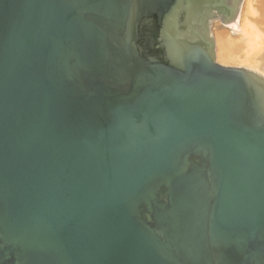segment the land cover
<instances>
[{
  "label": "water",
  "instance_id": "95a60500",
  "mask_svg": "<svg viewBox=\"0 0 264 264\" xmlns=\"http://www.w3.org/2000/svg\"><path fill=\"white\" fill-rule=\"evenodd\" d=\"M241 2L0 0V264H264Z\"/></svg>",
  "mask_w": 264,
  "mask_h": 264
},
{
  "label": "bare ground",
  "instance_id": "6f19581e",
  "mask_svg": "<svg viewBox=\"0 0 264 264\" xmlns=\"http://www.w3.org/2000/svg\"><path fill=\"white\" fill-rule=\"evenodd\" d=\"M216 61L264 77V0H243L230 33L214 37Z\"/></svg>",
  "mask_w": 264,
  "mask_h": 264
},
{
  "label": "rangeland",
  "instance_id": "374dc122",
  "mask_svg": "<svg viewBox=\"0 0 264 264\" xmlns=\"http://www.w3.org/2000/svg\"><path fill=\"white\" fill-rule=\"evenodd\" d=\"M241 4H242V2H241ZM241 4L239 6V10H238V13H237V16H236L235 20L233 22H231V24H228V25L224 26L218 20H214V21L211 22L210 32H211V34L213 36V39H214V37H215V35L217 33H230V25H232L236 21V19L238 17V14L240 12Z\"/></svg>",
  "mask_w": 264,
  "mask_h": 264
}]
</instances>
